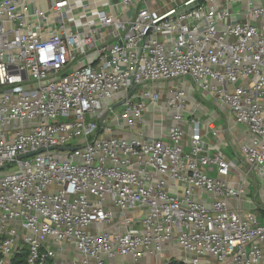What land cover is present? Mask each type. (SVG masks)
Returning <instances> with one entry per match:
<instances>
[{
    "label": "built area",
    "instance_id": "2783aa9c",
    "mask_svg": "<svg viewBox=\"0 0 264 264\" xmlns=\"http://www.w3.org/2000/svg\"><path fill=\"white\" fill-rule=\"evenodd\" d=\"M21 254L264 264V0H0V264Z\"/></svg>",
    "mask_w": 264,
    "mask_h": 264
},
{
    "label": "crops",
    "instance_id": "0c3cea01",
    "mask_svg": "<svg viewBox=\"0 0 264 264\" xmlns=\"http://www.w3.org/2000/svg\"><path fill=\"white\" fill-rule=\"evenodd\" d=\"M195 97H197V96H195ZM205 105V104H204ZM205 106H208V107H210L211 108V106L213 107V105L212 104H210V103H208L207 102V105H205ZM223 115L225 116V124H223V122L221 121L220 123L221 124H216V122H218V121H220L221 119H223ZM207 116V115H206ZM211 117L213 118V119H211ZM227 117H228V115H227V112L226 111H222L221 109H219L218 107H215V111L213 112V113H211L209 116H207L206 118H208L209 120H212V122H213V124H216V125H220L221 127H224V128H226V127H228L229 125L230 126H233V121H230V120H228L227 119ZM215 120V121H214ZM237 128V127H236ZM238 130H240L239 128H237ZM237 129H232V133H233V136H236V131H237ZM220 135L221 136H223V138H224V136H226V138L228 139V141H229V143H230V145L229 146H227L225 149H224V151H225V153L228 155V156H230V157H235V158H237L238 157V154H237V152L235 151V149H234V146H233V144H231V136L228 134V128H227V131H225L224 133L222 132V133H220ZM219 135V136H220ZM238 139H240V136L239 137H237ZM228 151H230V153H228ZM122 261H124V259H119V258H117V262L118 263H121ZM152 263V259L150 258H143V259H141V260H139V261H137V262H135L134 264H151ZM124 264H133V263H131L130 261H129V259H126L125 260V262H124Z\"/></svg>",
    "mask_w": 264,
    "mask_h": 264
},
{
    "label": "rangeland",
    "instance_id": "374dc122",
    "mask_svg": "<svg viewBox=\"0 0 264 264\" xmlns=\"http://www.w3.org/2000/svg\"><path fill=\"white\" fill-rule=\"evenodd\" d=\"M196 98L197 99H199L200 101H202L203 102V104H205V105H207V102L205 101V100H203L200 96H198V94H196ZM209 103V102H208ZM211 119H213L212 117H211ZM225 116L223 115V119H221L220 121H218V122H216V124H221L220 122L222 121L223 122V124H225ZM215 121V120H214ZM228 153H230V151H228ZM258 189H257V186H255V187H252L251 188V191H250V193H249V196L255 201V202H259V196H258V191H257Z\"/></svg>",
    "mask_w": 264,
    "mask_h": 264
},
{
    "label": "trees",
    "instance_id": "16d2710c",
    "mask_svg": "<svg viewBox=\"0 0 264 264\" xmlns=\"http://www.w3.org/2000/svg\"><path fill=\"white\" fill-rule=\"evenodd\" d=\"M12 264H25V260H24V254L21 255H17ZM170 264H183L181 261L178 260H172Z\"/></svg>",
    "mask_w": 264,
    "mask_h": 264
},
{
    "label": "water",
    "instance_id": "95a60500",
    "mask_svg": "<svg viewBox=\"0 0 264 264\" xmlns=\"http://www.w3.org/2000/svg\"><path fill=\"white\" fill-rule=\"evenodd\" d=\"M106 113H107V111H105V112L103 113V115L100 117V120H99L100 128H99V130L102 129V125H103L104 117H105ZM63 148H65V149H68V148L73 149L74 147H63Z\"/></svg>",
    "mask_w": 264,
    "mask_h": 264
}]
</instances>
